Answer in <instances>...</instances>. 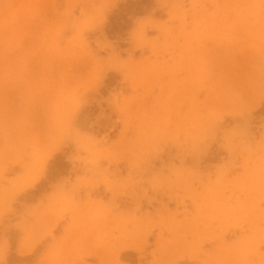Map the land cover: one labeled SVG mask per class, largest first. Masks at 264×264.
Returning <instances> with one entry per match:
<instances>
[{
    "label": "rangeland",
    "instance_id": "obj_1",
    "mask_svg": "<svg viewBox=\"0 0 264 264\" xmlns=\"http://www.w3.org/2000/svg\"><path fill=\"white\" fill-rule=\"evenodd\" d=\"M263 93L264 0H0V237L264 264Z\"/></svg>",
    "mask_w": 264,
    "mask_h": 264
},
{
    "label": "crops",
    "instance_id": "obj_2",
    "mask_svg": "<svg viewBox=\"0 0 264 264\" xmlns=\"http://www.w3.org/2000/svg\"><path fill=\"white\" fill-rule=\"evenodd\" d=\"M24 236L25 234L15 240L12 249H10V237H0V245L4 241H6L7 243V249H5L3 257L0 258V264H52L48 262V256H46V254L51 249L53 244H55L53 243L55 242V240L53 241L51 239H48V242H45L42 245V249L40 250V252H38L37 255L32 256V252L37 248L38 243H35L29 252L21 253L19 251V244L20 240Z\"/></svg>",
    "mask_w": 264,
    "mask_h": 264
},
{
    "label": "bare ground",
    "instance_id": "obj_3",
    "mask_svg": "<svg viewBox=\"0 0 264 264\" xmlns=\"http://www.w3.org/2000/svg\"><path fill=\"white\" fill-rule=\"evenodd\" d=\"M243 85H249V82H246V83H244ZM261 88V87H260ZM260 92V90L258 91V93ZM264 94V93H263ZM263 94H261V95H263ZM256 97V96H255ZM256 99V98H255ZM256 102H257V100H256ZM259 102V101H258ZM2 199V200H1ZM1 201H3V198H0V202ZM29 239L30 238H28L27 236L26 237H24L22 240H21V242H20V244H19V251L21 252V253H24V252H27V251H29L30 250V248L32 247V244L33 243H30L29 242ZM125 247L127 246V245H124ZM52 248V247H51ZM51 250V249H50ZM49 250V251H50ZM48 251V252H49ZM48 252H47V254H46V256L48 255Z\"/></svg>",
    "mask_w": 264,
    "mask_h": 264
}]
</instances>
